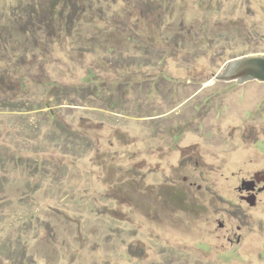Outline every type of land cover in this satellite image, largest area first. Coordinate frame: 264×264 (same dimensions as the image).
Wrapping results in <instances>:
<instances>
[{"label": "rangeland", "instance_id": "374dc122", "mask_svg": "<svg viewBox=\"0 0 264 264\" xmlns=\"http://www.w3.org/2000/svg\"><path fill=\"white\" fill-rule=\"evenodd\" d=\"M49 3L0 0V264H264V82L214 78L264 0Z\"/></svg>", "mask_w": 264, "mask_h": 264}, {"label": "water", "instance_id": "95a60500", "mask_svg": "<svg viewBox=\"0 0 264 264\" xmlns=\"http://www.w3.org/2000/svg\"><path fill=\"white\" fill-rule=\"evenodd\" d=\"M217 80L243 84L256 80L264 82V57L248 56L228 62L220 75L214 77Z\"/></svg>", "mask_w": 264, "mask_h": 264}, {"label": "trees", "instance_id": "16d2710c", "mask_svg": "<svg viewBox=\"0 0 264 264\" xmlns=\"http://www.w3.org/2000/svg\"><path fill=\"white\" fill-rule=\"evenodd\" d=\"M83 1L85 0H50V3L47 7V15L49 16L48 21L53 20L54 22H57L59 19L61 20V23H63L61 25L68 29L75 21L70 19L69 16H65L66 10L75 7L74 13H76L77 7H79L78 3L83 4Z\"/></svg>", "mask_w": 264, "mask_h": 264}, {"label": "flooded vegetation", "instance_id": "af4514ba", "mask_svg": "<svg viewBox=\"0 0 264 264\" xmlns=\"http://www.w3.org/2000/svg\"><path fill=\"white\" fill-rule=\"evenodd\" d=\"M250 187L252 188V190L254 191L256 188L254 187V184H250Z\"/></svg>", "mask_w": 264, "mask_h": 264}]
</instances>
